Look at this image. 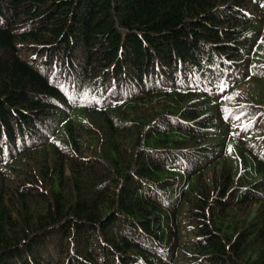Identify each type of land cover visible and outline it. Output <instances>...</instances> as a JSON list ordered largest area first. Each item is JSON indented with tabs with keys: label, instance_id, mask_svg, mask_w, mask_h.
Masks as SVG:
<instances>
[{
	"label": "trees",
	"instance_id": "1",
	"mask_svg": "<svg viewBox=\"0 0 264 264\" xmlns=\"http://www.w3.org/2000/svg\"><path fill=\"white\" fill-rule=\"evenodd\" d=\"M242 59L252 0H0V264H264Z\"/></svg>",
	"mask_w": 264,
	"mask_h": 264
},
{
	"label": "snow or ice",
	"instance_id": "2",
	"mask_svg": "<svg viewBox=\"0 0 264 264\" xmlns=\"http://www.w3.org/2000/svg\"><path fill=\"white\" fill-rule=\"evenodd\" d=\"M60 87L63 88V85H60ZM226 88H227V86L224 85V86L221 88V92L226 91ZM237 119H238V117H237ZM230 150H231V149H229V151H230Z\"/></svg>",
	"mask_w": 264,
	"mask_h": 264
},
{
	"label": "rangeland",
	"instance_id": "3",
	"mask_svg": "<svg viewBox=\"0 0 264 264\" xmlns=\"http://www.w3.org/2000/svg\"><path fill=\"white\" fill-rule=\"evenodd\" d=\"M245 86H246V85H245ZM260 108L264 109V107H263V106H261Z\"/></svg>",
	"mask_w": 264,
	"mask_h": 264
}]
</instances>
